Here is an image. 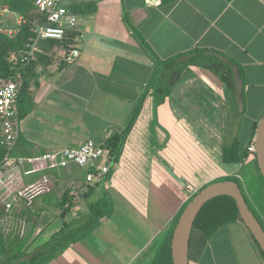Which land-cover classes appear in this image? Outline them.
Listing matches in <instances>:
<instances>
[{
	"label": "crops",
	"instance_id": "crops-1",
	"mask_svg": "<svg viewBox=\"0 0 264 264\" xmlns=\"http://www.w3.org/2000/svg\"><path fill=\"white\" fill-rule=\"evenodd\" d=\"M64 1L72 13L85 3L96 10L73 13L79 22L69 50L55 47L38 61L20 93L13 154L24 162L14 171L17 194L6 200L12 207L0 232L30 235L24 249L39 252L65 222L87 217L90 205L111 206L45 264H155L181 211L204 188L251 166L249 176L264 191L256 157L224 160L236 139L241 151L255 144L256 133L251 137L264 117V0ZM9 14L8 21L22 23ZM73 49L80 55L68 63ZM214 59L228 64L237 86L242 82V110L238 91L206 66ZM173 72L180 78L171 86ZM131 120L103 185L87 184V171L74 176L72 165L30 161L87 140L103 146ZM30 216L37 217L34 227ZM252 239L241 221L220 229L213 242L195 229L189 264H264Z\"/></svg>",
	"mask_w": 264,
	"mask_h": 264
},
{
	"label": "trees",
	"instance_id": "trees-1",
	"mask_svg": "<svg viewBox=\"0 0 264 264\" xmlns=\"http://www.w3.org/2000/svg\"><path fill=\"white\" fill-rule=\"evenodd\" d=\"M0 3L3 5V7H6L9 12L14 13L22 18V23L17 25L15 21L10 22L4 16L0 15V79L14 78V76L18 72H20L24 79V84L21 93H24V91L28 90L30 80L36 74L35 69L38 61L41 60L42 62H44L45 60H47L48 55L53 51L55 47H62L67 52V50H69L70 44L76 37V34L71 31L67 32L66 37L63 41L40 40L38 42V49L40 50V52L42 51V53L37 52L34 59L31 60L28 64L23 63L22 53L27 50V45L32 44L37 37L35 33V25L42 24L45 19L38 12L35 6V0H0ZM88 6L89 12H94L96 10L95 3H85L84 5L75 6L73 8V13H76L79 10L83 11V9ZM9 29H13L16 32L9 34L7 32ZM41 54H43L44 56ZM206 66L213 70L215 73H217L223 80V82L226 83L227 87L234 94L237 93L238 82L236 74L232 71L228 64L222 62L221 60L214 59L210 60V62L206 64ZM137 111L138 108L135 110V113L132 116L133 118L135 117ZM3 121L4 119L0 117V169H4L3 161L8 153V147L5 143L2 130ZM131 124L132 120L131 122H129L128 128L123 134L113 135L103 145V147L110 151L111 157L115 158L119 155ZM256 128L254 129L251 140L254 138ZM15 146L13 150L15 149ZM12 152H10V155L12 156V158H14V154ZM248 153V149L241 151L238 140L236 139L232 147H225L224 160L227 163H244L248 157ZM254 164L257 167L260 182L264 187V179L259 172L256 158L254 160ZM220 181L236 182L243 192V189L240 183L238 182L237 178H227ZM243 195L245 197L246 202L248 203L244 192ZM189 202H187V204L181 211L179 218ZM6 204L7 202L0 203V220L3 219V217L6 215ZM250 209L255 214L251 207ZM69 210L70 204H67V206L63 210V214ZM110 213L111 206L105 208L103 206L101 207L98 205H90V213L87 217L83 219L73 220L71 222H65L61 230L57 234H55L50 241H48L42 246V249L38 252L36 256H34L30 261L27 262H22L21 259L25 258L30 253H32L24 249L25 244L27 243L28 237L30 235H23L21 237L7 236L6 238H4L0 232V264H45L49 260L62 253L67 247L77 242L80 238L87 235L93 228H95L100 223L102 218L108 216ZM255 216L257 217L256 214ZM36 218L37 217L33 216L29 217L28 223H31L33 227L35 226V222L37 220ZM237 221H241V219L239 216L238 208L236 206V202L232 198L227 196L218 197L208 202L202 208L198 217L195 220L193 230L196 229L201 231L204 234L205 238L209 240L220 229L227 225L236 223ZM261 225L263 226L262 223ZM171 240L172 235L169 240H167L163 245L157 258L155 259V264H173L171 256ZM255 244L257 245L256 242ZM257 247L260 250L258 245ZM260 252L264 258L263 252L261 250Z\"/></svg>",
	"mask_w": 264,
	"mask_h": 264
},
{
	"label": "built area",
	"instance_id": "built-area-1",
	"mask_svg": "<svg viewBox=\"0 0 264 264\" xmlns=\"http://www.w3.org/2000/svg\"><path fill=\"white\" fill-rule=\"evenodd\" d=\"M63 1L35 0V6L45 20L42 24L35 25L37 37L32 44L27 45V50L22 53L23 63L28 64L34 59L36 53L39 52L38 42L40 40L63 41L67 32L73 30L78 25L79 20L77 15L71 13L64 6ZM9 13V10L0 3V15L5 16ZM79 55V50L73 49L67 54L66 61L73 63ZM23 84L24 79L20 72L14 78L0 79V117L4 119L2 130L5 143L8 147V153L3 161L4 169H0V187L6 181H10L11 186L8 185L7 191L16 186V177L13 174L17 165L24 162V160H16L10 156V151L14 148L20 132L18 98ZM248 152L251 156L256 157L255 144L248 148ZM30 161L37 163L51 162L62 168L76 165L87 171V184L96 186L105 183L106 176L110 172L111 154L105 147L97 145L92 140H87L77 149H63L46 153L30 159ZM188 189L190 191L189 187ZM12 195H9L3 202H7L6 200L10 199ZM15 198L13 197L14 200ZM11 203L7 202V209L12 207Z\"/></svg>",
	"mask_w": 264,
	"mask_h": 264
},
{
	"label": "water",
	"instance_id": "water-1",
	"mask_svg": "<svg viewBox=\"0 0 264 264\" xmlns=\"http://www.w3.org/2000/svg\"><path fill=\"white\" fill-rule=\"evenodd\" d=\"M180 78L179 72H173L170 85ZM240 109H243L242 82L237 86ZM256 159L259 172L264 179V117L259 124L255 137ZM230 197L236 202L241 222L249 231L260 250L264 254V228L250 209L239 185L233 181H220L213 183L199 192L186 206L173 232L171 240V256L173 264H189L190 240L194 223L202 208L210 201L218 197ZM38 253V250L30 253L22 262L30 261Z\"/></svg>",
	"mask_w": 264,
	"mask_h": 264
},
{
	"label": "rangeland",
	"instance_id": "rangeland-1",
	"mask_svg": "<svg viewBox=\"0 0 264 264\" xmlns=\"http://www.w3.org/2000/svg\"><path fill=\"white\" fill-rule=\"evenodd\" d=\"M7 15H10V14H7ZM7 15H5V16H7ZM8 33L11 34L12 32H8ZM19 96H20V94H19ZM12 151H14V150L12 149L10 152H12ZM251 169H252L251 166L245 167L243 169V171L240 173L239 178L237 176L231 177V178L232 179L233 178L238 179V182L240 183V185L243 189V192L247 198V201H248L250 207L253 209V211L257 215L259 221L264 226V191L260 190L259 188H257L256 185H254V180L251 179V177L249 176V172L251 173ZM69 170H72V172L75 174L74 176H80V177L82 176V174H84V171H86L85 169L79 168L76 165L70 166ZM8 185L11 186L10 181H6L5 184L0 187V202L3 201L4 199H6L9 195H12V194L16 195L17 194V189L15 187L13 189H10L9 191H7ZM194 232H197V231H194ZM211 239H209V241L213 242V240H211ZM214 242H215V239H214Z\"/></svg>",
	"mask_w": 264,
	"mask_h": 264
}]
</instances>
